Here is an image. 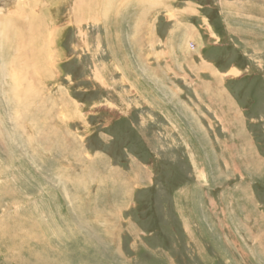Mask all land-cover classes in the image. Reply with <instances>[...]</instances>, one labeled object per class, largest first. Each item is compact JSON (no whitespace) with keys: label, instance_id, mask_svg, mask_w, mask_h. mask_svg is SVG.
Segmentation results:
<instances>
[{"label":"rangeland","instance_id":"374dc122","mask_svg":"<svg viewBox=\"0 0 264 264\" xmlns=\"http://www.w3.org/2000/svg\"><path fill=\"white\" fill-rule=\"evenodd\" d=\"M77 1L0 0V264H264V0Z\"/></svg>","mask_w":264,"mask_h":264},{"label":"bare ground","instance_id":"6f19581e","mask_svg":"<svg viewBox=\"0 0 264 264\" xmlns=\"http://www.w3.org/2000/svg\"><path fill=\"white\" fill-rule=\"evenodd\" d=\"M87 2H88L87 5H84L85 1L83 0H80V1L78 0L76 2L75 9L73 11V13L75 12L76 17H78L77 15H80L81 17L84 14L82 10L86 8L94 7L92 9V12L95 15L98 13L97 8H99V4H100L99 0H88ZM29 10L30 12H32L31 5L29 6ZM29 15L31 14L29 13ZM41 20H42L41 16H39L38 14H33V21L32 20H31L32 22L30 21L31 25L29 26L31 27V29L28 31L27 34H26V28L22 27L21 24L17 21L13 23H17L18 25H20L21 30H20V27L13 28L11 30L10 29L5 30L6 32H9L11 36H15L16 39L19 38L16 46L13 49L14 51L11 54H10L9 49L11 48V46L14 45V43H11V45L9 42L5 43V46L8 47L7 50L10 54V55L6 54L5 57L9 58L10 60H13L17 64L18 69L12 70V69H9L10 67H6V64L2 65L0 63L1 74L3 73V75H8L10 79L11 91L12 92L14 91L12 93V95L14 96V100H17L15 97L17 96L16 95V90H17L16 84L18 83L20 76H21L20 83L22 84V82L25 81V79L29 75H33V71L36 72L35 69L39 71H43L46 74L50 73L49 70H47V65H48V62L51 56L50 41L48 39L46 32L40 29ZM1 21H3V18L0 17V22ZM30 31H31V34L29 33ZM33 31H35V33ZM3 41L4 40H2V42ZM39 64L40 66H38ZM31 80L32 79L28 80L29 84H23L24 89L23 88L22 89L26 93L28 92L29 87L30 88L33 87V84H30Z\"/></svg>","mask_w":264,"mask_h":264},{"label":"crops","instance_id":"0c3cea01","mask_svg":"<svg viewBox=\"0 0 264 264\" xmlns=\"http://www.w3.org/2000/svg\"><path fill=\"white\" fill-rule=\"evenodd\" d=\"M183 29H184V28L181 26V30H183ZM192 110H193V109H192ZM213 112H214V111H213ZM219 112L221 113L222 111H218L217 113H219ZM235 114H236V112H235ZM241 117H243V116L241 115ZM223 120H224V119H223V117H222V122H223ZM207 136H210V135H207Z\"/></svg>","mask_w":264,"mask_h":264}]
</instances>
